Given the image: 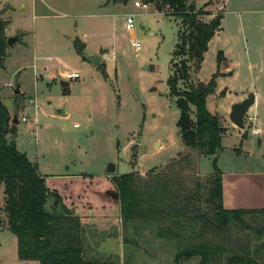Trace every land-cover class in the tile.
<instances>
[{
  "label": "rangeland",
  "instance_id": "374dc122",
  "mask_svg": "<svg viewBox=\"0 0 264 264\" xmlns=\"http://www.w3.org/2000/svg\"><path fill=\"white\" fill-rule=\"evenodd\" d=\"M5 1L14 7L3 3V16L9 19L13 15L17 26L33 29L35 37L30 35L25 45L11 42L12 46L16 43L7 68H0V85L21 83L27 97L25 107L17 111L16 143L38 164L49 183L60 185L71 177L74 190L100 191L114 184L113 175L134 168L145 174L186 149L176 125L180 109L167 84L177 31L182 26L179 17L152 4L135 7L132 0L123 6L109 0H0ZM193 1L201 6L208 0ZM219 5L223 8L221 28L210 38L200 67L191 75L195 81L209 79L218 68L217 51L223 50L226 58L222 62L226 64L219 65L215 93L208 97L207 107L219 112L227 126L216 157L227 196L244 189L253 191L251 174L264 171V0H220L216 6L209 5L212 14L200 17L209 19ZM130 12L135 13L131 31L124 27L125 14ZM11 34L6 32L7 37ZM76 36L87 43L88 50L105 52L107 77L100 67L79 59L73 43ZM131 40L141 46L134 48ZM33 49L40 57L39 65L48 71L76 67L80 77L68 80L66 91L61 90L59 77L50 85L37 82ZM174 58L179 59L178 55ZM178 84L183 87L181 81ZM250 93H254V101L245 113L243 127L234 125L229 119L230 106ZM30 97L36 100L29 102ZM4 102L12 107L9 98ZM63 105L69 114L54 115L53 106ZM22 115L26 121L21 120ZM198 160L200 173L214 170L213 155L202 154ZM111 164L115 168L110 171ZM104 197L102 201L109 203L110 198ZM4 202L0 192V217L4 220L0 264H36V260L19 258L16 237L6 227ZM115 217L120 229L119 212ZM108 230L116 229L110 225ZM101 244V251L128 264H173L171 253L153 259L142 252L127 257L121 235L110 236ZM183 264L197 263L188 259Z\"/></svg>",
  "mask_w": 264,
  "mask_h": 264
},
{
  "label": "trees",
  "instance_id": "16d2710c",
  "mask_svg": "<svg viewBox=\"0 0 264 264\" xmlns=\"http://www.w3.org/2000/svg\"><path fill=\"white\" fill-rule=\"evenodd\" d=\"M109 1L123 6L131 0ZM141 1L179 17L182 24L167 84L180 109L176 125L186 149L145 174L134 168L113 175L120 229L119 221L112 224L116 229L112 232L110 225L93 227L85 212H76L73 202L48 186L38 164L17 146L16 122L0 97L2 208L6 227L16 237L17 254L24 260H36V264H128L98 248L107 237L121 235L127 257L142 252L153 259L171 253L173 264L188 259L197 264H264V206L232 208L223 200L222 170L216 157L227 126L219 112L207 107L208 97L215 93L219 65L226 58L223 50L217 51L218 68L209 79L195 81L191 75L200 67L210 38L221 28L223 8L202 19L201 14L212 13L205 5L213 0L201 6L193 0ZM4 12L0 7V67L6 64L9 47V19ZM73 43L79 54L84 52L82 41L75 38ZM97 66L107 77L104 64ZM202 154L213 155V171L200 173ZM3 222L0 217V226Z\"/></svg>",
  "mask_w": 264,
  "mask_h": 264
},
{
  "label": "crops",
  "instance_id": "0c3cea01",
  "mask_svg": "<svg viewBox=\"0 0 264 264\" xmlns=\"http://www.w3.org/2000/svg\"><path fill=\"white\" fill-rule=\"evenodd\" d=\"M219 2H220V0H213V1H211V3L205 5V9L208 11H213V10H211L212 8H209V5L216 6V4H218ZM3 3H7L9 6L11 5L12 8L14 7L12 3H9L7 1L0 2V7L3 6ZM221 7L222 6L219 5V8H221ZM205 14H212V13H205ZM15 20H16L15 17L13 15H11V17L9 18V23L6 27L7 28L6 32H9L10 34L12 33L11 35L17 36V39H15L16 42H20L23 45L28 44L29 36L32 35L33 37H35V31L33 29H30V28H23L21 26H17L19 24H17ZM11 35H9V36H11ZM75 38H78L80 41H82L85 44V48H84L83 53L79 54L75 48L76 52L79 54V59L82 62L87 61L93 67H95V68L97 67V66H94L89 60L86 59L85 52H87V53H92V54H97V53L100 54L101 58L99 59L100 61L98 62V64L101 62L103 64H105V62L103 60L104 55H105L104 51L101 52L100 49L97 52L88 50L87 49V43L81 37L76 36ZM74 39H73V42H74ZM14 44H13V46H14ZM13 46L11 44L9 45V47L7 49L8 55L5 58V62L7 61V58L9 57L11 52L13 51ZM74 47H75V44H74ZM34 49L32 52L33 53L32 66H33V72H34V77H35L36 81L37 82L39 80L45 81V83L50 85L52 82H54L55 80L58 79L57 77H59V78H61L60 79L61 90H63L64 86H68V90H69V81L68 80H71V79L66 78L65 74L68 71H78L79 72V69L76 67H71L70 69H66L63 71H54V70H51V69H53V68H51L48 71L47 67L45 65H43V66L39 65V63L37 62V60L40 57H39V55L35 54ZM82 55H84V56H82ZM46 57L49 59L53 56L52 55H46ZM55 57H57V56H55ZM222 63L226 64L225 62H222ZM0 68L6 69L7 68V62H6L4 67H0ZM225 72L226 71H222V73H225ZM6 83L7 82H5V84ZM16 86L19 87L18 92H15ZM0 97H2L3 100L5 98H9L12 101V107L11 108H9V106H7V107L10 111V114L13 115V111L16 108V106H17V111H19L20 108L25 107V101H26L27 96H26L25 92L22 91L21 83H19L17 81L16 83H12V85H8L7 87L5 85H2V86L0 85ZM15 99H17L19 102L17 103L15 101ZM33 99L36 100V98L30 97L29 102L32 101ZM34 108H36V104H34ZM53 109H54V112H53L54 115L64 116V115L69 114V112H67L65 109V105H63L62 108H57V107L53 106ZM23 116H25V115H22V117ZM22 117H21V120H22ZM18 118L20 119L19 113H18ZM26 120H27V117L24 121H26ZM18 122H19V120H18ZM18 122H16V126H17ZM107 175H108V173H107ZM237 175H238V173H237ZM237 175H233V176L237 177ZM61 177L63 178V176H61ZM222 177H223V172H222ZM70 178H68L69 180L66 181L67 183L66 182L65 183L60 182V185H59V184H55V183H49L47 181L48 178L45 175V180L47 181L48 186L57 188L61 192V194L63 195L64 198H67V200H69L70 202H73L76 212H78V213L85 212L89 216L88 221L91 223V225L93 227H97V228L104 227V228H106L109 225L114 224L116 221L115 216L119 212V201L117 200L116 194L114 192V190H115L113 187L114 184L109 185V186H107L106 189L100 190V191L86 190L85 187H83V189H81V190L80 189L74 190L73 188H71L72 184L74 182ZM249 179H251L252 182L255 180V187H254L253 191H248L247 189H244L243 192H247L248 194H245L243 192L240 193L239 191H237V193H234V194L228 193L229 195L226 196V194L224 193V177H223V194H224L223 200H224V205L226 207L238 208V207L264 206V171L251 174ZM69 182L71 183V185L68 184ZM0 192H1V196L3 197V187L1 188ZM104 196H107L106 198H110V200H108V201H109V203L112 204V206H110L109 203L102 201V199L105 198ZM2 207H3V205H2ZM89 208H91L92 211H88ZM107 238H109V237H107ZM101 245L102 244L100 243V245L98 246V248L100 250L104 249Z\"/></svg>",
  "mask_w": 264,
  "mask_h": 264
},
{
  "label": "water",
  "instance_id": "95a60500",
  "mask_svg": "<svg viewBox=\"0 0 264 264\" xmlns=\"http://www.w3.org/2000/svg\"><path fill=\"white\" fill-rule=\"evenodd\" d=\"M17 39V36L11 35L8 36L7 38V44L10 45L13 40ZM86 59L89 60L94 66H97L98 62L100 61L99 59L101 58L100 54H92V53H87L85 52ZM19 91V87H15V92ZM254 101V93H250L247 95L245 98L235 101L231 106V110L229 112V119L232 121L234 125H238L240 127H243L244 123V117L245 113L248 111L250 108L249 106L252 104ZM18 113L17 110L14 109L13 115H12V122H18ZM247 135V131L243 133V136ZM114 165L111 164L109 167V170H113Z\"/></svg>",
  "mask_w": 264,
  "mask_h": 264
},
{
  "label": "built area",
  "instance_id": "2783aa9c",
  "mask_svg": "<svg viewBox=\"0 0 264 264\" xmlns=\"http://www.w3.org/2000/svg\"><path fill=\"white\" fill-rule=\"evenodd\" d=\"M132 2L134 4V6L138 7V8H147V6H148V3H144L141 0H132ZM124 27H125V29H127L129 31H131V29H133L135 27V13L134 12H130V13L125 14ZM131 42H132V46L134 48H138L141 46V42H139V41L131 40ZM65 77L68 79H76V78L80 77V73L78 71H68L65 74ZM25 119H26V117L23 116L22 120H25ZM74 125L76 126L77 124H74ZM253 131L255 133H258L259 129L255 128Z\"/></svg>",
  "mask_w": 264,
  "mask_h": 264
}]
</instances>
